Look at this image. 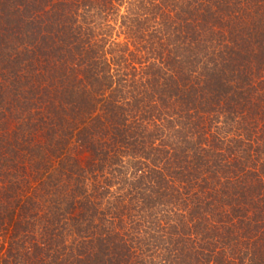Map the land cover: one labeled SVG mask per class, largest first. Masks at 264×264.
Listing matches in <instances>:
<instances>
[{"label": "trees", "instance_id": "trees-1", "mask_svg": "<svg viewBox=\"0 0 264 264\" xmlns=\"http://www.w3.org/2000/svg\"><path fill=\"white\" fill-rule=\"evenodd\" d=\"M0 264H264V0H0Z\"/></svg>", "mask_w": 264, "mask_h": 264}]
</instances>
